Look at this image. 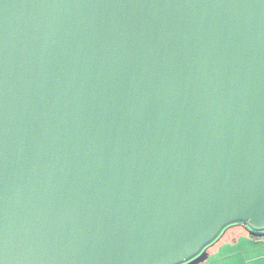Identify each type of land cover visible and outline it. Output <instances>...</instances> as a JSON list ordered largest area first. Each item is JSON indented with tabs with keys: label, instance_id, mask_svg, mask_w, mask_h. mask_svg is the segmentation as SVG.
I'll return each mask as SVG.
<instances>
[{
	"label": "water",
	"instance_id": "1",
	"mask_svg": "<svg viewBox=\"0 0 264 264\" xmlns=\"http://www.w3.org/2000/svg\"><path fill=\"white\" fill-rule=\"evenodd\" d=\"M239 222L264 0H0V264H204Z\"/></svg>",
	"mask_w": 264,
	"mask_h": 264
},
{
	"label": "crops",
	"instance_id": "2",
	"mask_svg": "<svg viewBox=\"0 0 264 264\" xmlns=\"http://www.w3.org/2000/svg\"><path fill=\"white\" fill-rule=\"evenodd\" d=\"M204 264H264V231H249L244 223L223 229Z\"/></svg>",
	"mask_w": 264,
	"mask_h": 264
},
{
	"label": "trees",
	"instance_id": "3",
	"mask_svg": "<svg viewBox=\"0 0 264 264\" xmlns=\"http://www.w3.org/2000/svg\"><path fill=\"white\" fill-rule=\"evenodd\" d=\"M223 229H224V228H223ZM223 229H222V231H223ZM222 231H221V232H222ZM221 232H220V234H221ZM220 234L217 236L216 240L220 237ZM216 240H215V241H216ZM215 241H214V242H215ZM209 249H210V248H209Z\"/></svg>",
	"mask_w": 264,
	"mask_h": 264
},
{
	"label": "rangeland",
	"instance_id": "4",
	"mask_svg": "<svg viewBox=\"0 0 264 264\" xmlns=\"http://www.w3.org/2000/svg\"><path fill=\"white\" fill-rule=\"evenodd\" d=\"M224 229H225V228H224ZM249 231L254 232V231H256V230L250 229ZM221 233H222V232H221Z\"/></svg>",
	"mask_w": 264,
	"mask_h": 264
},
{
	"label": "flooded vegetation",
	"instance_id": "5",
	"mask_svg": "<svg viewBox=\"0 0 264 264\" xmlns=\"http://www.w3.org/2000/svg\"><path fill=\"white\" fill-rule=\"evenodd\" d=\"M211 247V245H209V248Z\"/></svg>",
	"mask_w": 264,
	"mask_h": 264
}]
</instances>
